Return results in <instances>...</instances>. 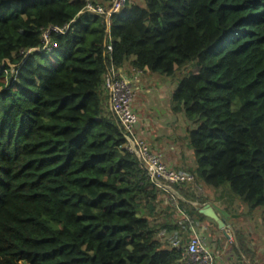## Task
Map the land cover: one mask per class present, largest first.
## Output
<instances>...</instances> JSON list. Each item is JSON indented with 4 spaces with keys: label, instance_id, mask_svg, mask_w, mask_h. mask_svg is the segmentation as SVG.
Returning a JSON list of instances; mask_svg holds the SVG:
<instances>
[{
    "label": "trees",
    "instance_id": "trees-1",
    "mask_svg": "<svg viewBox=\"0 0 264 264\" xmlns=\"http://www.w3.org/2000/svg\"><path fill=\"white\" fill-rule=\"evenodd\" d=\"M137 2L106 21L80 0H0V264H182L163 240L209 220L207 199L128 152L103 82L130 58L179 77L195 184L228 186L264 223V0Z\"/></svg>",
    "mask_w": 264,
    "mask_h": 264
},
{
    "label": "crops",
    "instance_id": "crops-1",
    "mask_svg": "<svg viewBox=\"0 0 264 264\" xmlns=\"http://www.w3.org/2000/svg\"><path fill=\"white\" fill-rule=\"evenodd\" d=\"M141 2L142 1L137 3ZM129 63L130 61L126 62L122 68L118 69V72L123 78H125L130 83L134 92V98H139L140 101V103H138L137 105H135V102L133 107V111L136 113L138 119V122L135 125L134 129V139L136 141L141 140L152 152L161 154L168 167L174 170H182L192 173L195 168V163L193 152L189 148L188 142L186 140V121L184 115L172 114L170 110L171 94L174 91L175 87L170 86L168 94H166V89L161 90L156 87L157 84L161 82L160 80L156 79V75L150 74L146 69L141 71H135L130 67ZM163 102L168 104V108L166 110V118L165 121L156 119L157 122L155 124L154 132H156V129L160 128V124L163 125V127L159 135L153 134L151 130H149V127H151L150 120L149 118L144 119V115H146V117H149L148 112H152L151 110L155 109L156 103L160 104ZM179 122L181 123V125H179ZM177 133L180 135L176 136ZM220 190H218V192ZM218 192H215L216 195L211 196L213 198H209L215 199L216 203L211 204V200H209V202L207 203L211 205L215 211L218 212L219 210L225 213L224 209L229 207V205L224 206L221 203L222 196L221 193ZM231 201L237 202L236 204H240L239 200ZM218 213L220 214V212ZM224 218L228 221L226 217ZM206 221L211 222L210 220H204L200 224L195 223L194 225L189 227V232H180V228L176 229V231H178V233L180 234L177 238H175L172 233H166L167 240H165L168 241V239H183L185 241H188L191 237L197 236L199 238H202L203 243H218V239H212L214 236L213 232H215V230L213 231V229H211L212 226L206 223ZM213 226L215 225L213 224ZM235 226H230L229 231L231 233L236 230L237 226ZM224 235L225 237L227 236L226 238L228 241V237H230V235L228 233H225ZM232 235L233 238H235V234ZM229 243H232V241H230ZM209 249L214 254L216 261L220 264H224L222 262L223 253L218 252L216 249L213 248Z\"/></svg>",
    "mask_w": 264,
    "mask_h": 264
},
{
    "label": "built area",
    "instance_id": "built-area-1",
    "mask_svg": "<svg viewBox=\"0 0 264 264\" xmlns=\"http://www.w3.org/2000/svg\"><path fill=\"white\" fill-rule=\"evenodd\" d=\"M80 1L83 2L84 12L104 17L107 21L112 15L119 13L128 0H111L108 5H100L93 0ZM67 28V26L61 29L49 27L44 31L42 35L44 47L49 42L48 35L50 32L63 34ZM108 47L110 52L111 46ZM103 87L109 97V109L125 131L128 141V152L140 161L141 167L146 171L150 179L156 184H163L166 188H170L169 186L171 185H192L194 194L201 193L200 187L195 184V178L192 173L169 169L163 163L162 155L151 152L142 142L134 139L133 131L137 120L132 111L134 92L130 83L117 70H112L104 78ZM180 214L184 215L183 212ZM158 236L161 239L165 238V232H160ZM165 239L167 240V238ZM168 242L170 248L180 251V262L182 264H220L216 261L214 254L207 248L206 244L203 243L202 238L193 236L185 243L172 239H168Z\"/></svg>",
    "mask_w": 264,
    "mask_h": 264
},
{
    "label": "rangeland",
    "instance_id": "rangeland-1",
    "mask_svg": "<svg viewBox=\"0 0 264 264\" xmlns=\"http://www.w3.org/2000/svg\"><path fill=\"white\" fill-rule=\"evenodd\" d=\"M134 1L140 2L142 0H134ZM129 61H131V58ZM10 68L12 70L14 69L13 66H10ZM188 72L190 73L194 72V69L189 68L181 73H178L177 75L181 76L182 74L184 75ZM156 79L161 81L159 82V84H157L156 87L161 90L166 89L167 91L166 94H168V90L170 86L176 87L179 77L176 78L175 76L166 77V76L156 75ZM138 103H140L139 98H134L132 102V111L134 110L133 109L134 104L137 105ZM167 108H168V104L165 102L160 103V104L156 103L155 109L154 110L152 109L151 110L152 112H148L149 117H146V115H144V119L149 118L150 120L151 127H149V130H151L153 134H158V135L160 134L161 129L163 127V125L161 124H160V128L156 129V132H154L155 124L157 122L156 119L165 121ZM133 114L136 116V113L134 111H133ZM136 120L138 122L137 116H136ZM162 121H159V122H162ZM179 125H181L180 122H179ZM179 135L180 134L177 133L176 136H179ZM138 141L142 142L141 140H138ZM147 149L149 150L148 147ZM162 161L166 165V162L164 161L163 157H162ZM168 168L171 170H174L170 167ZM176 171H179V170H176ZM158 185L160 186V184ZM161 186H163V184H161ZM200 189H201V193H198L197 196H201V198H206L207 202L211 200L212 201L210 202L211 204L216 203L215 199H209V198H213L211 196L216 195L215 192H218V191H212V190L208 191L206 190V188L202 186H200ZM166 190L170 191L169 188ZM219 192L221 193V196H222L221 203L224 206L229 205V207L224 209L225 213L219 210L218 212H220V215L228 219L229 226H232V225L237 226V227L235 226L236 227L235 233L241 238L239 239L241 243H234L235 241L232 235L234 234V232L231 233L229 229H225V231L224 230L222 231L217 226H213V223L211 224V222L206 221V223L212 226L211 229H213V231L215 230V232H213L214 236L212 239L214 240L218 239V243H205L207 248H213V249H216L218 252H222L223 253L222 262L224 264H264V223H263L262 211L256 210L254 212L249 213L247 212V209L244 208L243 205L241 208L240 204H236L237 202L231 201V200L236 201L239 199L235 195L232 194L228 186L226 187L224 186V188L221 189ZM161 200L165 201L166 203L168 202V205L170 207L173 206L175 209L179 207L178 204L175 201H173V199H168L167 197H164V199H161ZM168 205L163 204L160 210L164 207H167ZM151 224L156 225L158 223H156V220H153L151 221ZM225 233H228L230 235V237H228V241L229 242L232 241V243H229L227 241V238H226L227 236L225 237L224 235Z\"/></svg>",
    "mask_w": 264,
    "mask_h": 264
},
{
    "label": "water",
    "instance_id": "water-1",
    "mask_svg": "<svg viewBox=\"0 0 264 264\" xmlns=\"http://www.w3.org/2000/svg\"><path fill=\"white\" fill-rule=\"evenodd\" d=\"M168 189V188H166ZM199 213L204 216L205 218L211 220L212 222L215 223V225L220 229V230H224L225 229H229V223L228 221L222 216L220 215L217 211H215L211 205H209L208 203L204 204L200 209H199ZM235 241V238H234ZM235 243V242H234Z\"/></svg>",
    "mask_w": 264,
    "mask_h": 264
},
{
    "label": "clouds",
    "instance_id": "clouds-1",
    "mask_svg": "<svg viewBox=\"0 0 264 264\" xmlns=\"http://www.w3.org/2000/svg\"><path fill=\"white\" fill-rule=\"evenodd\" d=\"M170 189V188H169Z\"/></svg>",
    "mask_w": 264,
    "mask_h": 264
}]
</instances>
